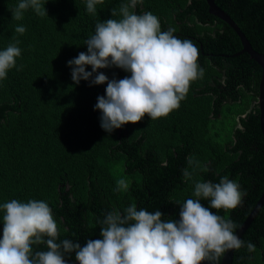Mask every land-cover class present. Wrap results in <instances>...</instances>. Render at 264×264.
I'll use <instances>...</instances> for the list:
<instances>
[{"label": "trees", "instance_id": "trees-1", "mask_svg": "<svg viewBox=\"0 0 264 264\" xmlns=\"http://www.w3.org/2000/svg\"><path fill=\"white\" fill-rule=\"evenodd\" d=\"M19 2L0 0V50L17 40L21 49L16 66L0 80V205L12 199L45 201L57 221L56 242L71 239L83 246L102 239L109 212L123 214L135 204L138 210H160L163 220L179 219V204L195 198L196 182L219 183L227 176L239 184L242 203L211 211L230 219L235 232L264 192L262 67L248 53L235 55L243 48L240 37L209 12L207 0H142L129 9L150 11L161 31L171 28L179 39L190 40L204 74L166 117L145 116L112 133L101 128V112L94 108L107 83L81 79L76 84L67 62L87 52L85 43L97 22L120 19V7L129 0H104L94 15L86 10L87 0H42L48 15L29 8L16 20L11 10ZM215 2L264 54V0ZM18 25L26 28L23 35L15 32ZM98 72L109 79L130 76L116 66ZM120 180L126 189H118ZM201 203L210 207L208 200ZM3 214L0 210V237ZM241 240L244 246L235 249L233 264H264V206ZM249 242L254 251L248 250ZM32 247L33 252L47 250L44 243ZM65 260L75 261V253L65 254Z\"/></svg>", "mask_w": 264, "mask_h": 264}, {"label": "clouds", "instance_id": "clouds-1", "mask_svg": "<svg viewBox=\"0 0 264 264\" xmlns=\"http://www.w3.org/2000/svg\"><path fill=\"white\" fill-rule=\"evenodd\" d=\"M142 0H129L120 7V19L97 22L95 34L87 39V52H80L67 63L71 79L90 84L107 83L105 95L98 96L95 109L100 110V126L108 133L128 123H138L145 116L155 120L178 109L191 83L203 77L198 64L199 50L190 40H181L174 29L161 31L157 16L149 12L130 11ZM104 0H87L88 13ZM42 0H20L11 10L16 20L31 8L39 16L48 15ZM116 16V10H112ZM26 28L18 25L15 32L23 35ZM19 41L0 50V80L16 66L21 55ZM91 66V71L86 66ZM116 66L130 73L122 79H109L99 69ZM93 73L96 75L93 77ZM188 164L193 160L188 158ZM203 170H207L205 165ZM191 173L183 170L184 178ZM118 189L128 187L124 180ZM195 198L186 199L179 208V219L163 220L160 210L150 212L128 206L124 213L109 212L100 229L102 239L79 242L59 235L57 221L48 203L42 200L21 202L12 199L0 205L3 210L0 237V264H67L65 254L75 253L79 264H202L214 262L228 250L239 249L244 242L235 234L234 223L211 209H235L244 193L239 184L222 177L219 183L196 182ZM208 200L210 207L201 200ZM47 237V239H45ZM44 243L46 251L33 252L34 244ZM248 250L255 245L249 242Z\"/></svg>", "mask_w": 264, "mask_h": 264}, {"label": "water", "instance_id": "water-1", "mask_svg": "<svg viewBox=\"0 0 264 264\" xmlns=\"http://www.w3.org/2000/svg\"><path fill=\"white\" fill-rule=\"evenodd\" d=\"M209 5V12L221 20L227 22L238 34L242 41L243 48L241 51L236 53L235 55L241 53H248L250 57L255 60L262 67V77L259 84V96H258V105L260 108V120H261V128L264 135V54L254 49L253 45L246 37L245 33L242 31L238 23L227 13L225 12L216 2L215 0H207ZM264 206V192L262 193L260 199L257 201L256 205L246 218V220L242 223V225L236 229L235 234L241 239L242 235L248 229V227L252 224L253 220L257 216L260 209ZM235 249L228 250L224 253L222 260L219 264H233L234 261ZM67 264H79V261L75 260ZM202 264H211L209 261H203ZM212 264H215L212 262Z\"/></svg>", "mask_w": 264, "mask_h": 264}, {"label": "rangeland", "instance_id": "rangeland-1", "mask_svg": "<svg viewBox=\"0 0 264 264\" xmlns=\"http://www.w3.org/2000/svg\"><path fill=\"white\" fill-rule=\"evenodd\" d=\"M254 104H255V102L252 103V105H254ZM221 132H222V131H221ZM222 133L224 134L225 132H222Z\"/></svg>", "mask_w": 264, "mask_h": 264}]
</instances>
